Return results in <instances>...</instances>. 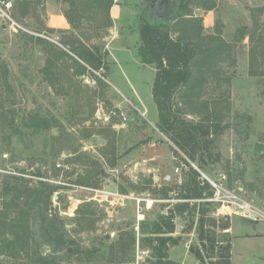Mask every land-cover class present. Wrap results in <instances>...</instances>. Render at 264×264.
<instances>
[{"label": "rangeland", "instance_id": "obj_1", "mask_svg": "<svg viewBox=\"0 0 264 264\" xmlns=\"http://www.w3.org/2000/svg\"><path fill=\"white\" fill-rule=\"evenodd\" d=\"M10 1L13 3L10 13L22 28L13 29L0 16V186L4 173L20 171L42 174V177L26 174L32 177L30 185L42 179L64 186L53 194L52 206L57 217L64 221L65 237L73 243L54 249L37 231L30 242L36 253L28 256L24 252L19 256L0 253V262L35 264L39 255L54 257V264H133L137 260L138 264H156L155 253L148 245L150 240L145 236L159 213L171 212L168 209L179 202L193 207L191 213L185 210L176 214L174 232L161 234L172 236L167 259L175 264H199L197 250L204 264H212L219 254L217 245L247 232H264V219L219 212L220 202L209 200L214 187L207 180L209 186L202 194L211 192L210 195L178 197L179 185L187 180L193 167L200 180L206 175L225 194L236 195L264 213V52L260 44L264 40V0H214L215 7L210 10L192 6V15L202 18L204 34L218 27L220 36L234 45L218 69L220 78L229 80L215 82L212 78L204 84V99L224 98L227 100L224 104L229 106L228 117L221 123L224 128L213 136L211 156L208 152L202 154L204 168L198 166L197 157V161L191 160L156 125L157 109L151 91L155 69L142 63L137 55L140 44L137 26L141 15L150 21L164 19L146 11L141 13L145 0H114L120 7V15L116 20L111 17L110 27L100 26L94 31L93 22L81 19L78 29L71 30L69 24L68 29L55 28L52 32L46 24L48 11L63 14L67 4L61 0H34L30 12L21 17L15 10L16 0ZM244 27L245 37L240 38L239 32ZM114 33L117 37L109 52L105 44ZM73 34L98 47L102 66L97 70L88 66V72L76 79L70 68L73 61L65 59L52 69L56 76L52 84L43 71L49 52L35 37L64 48L59 41ZM126 48L129 50L120 52ZM251 55L253 62L249 66ZM32 115L46 117L58 127L35 131L25 125ZM185 116L198 120L196 114ZM88 130L95 133L83 137ZM82 152L104 164L106 176L99 180L98 186L75 184L86 167L69 158ZM111 157L116 158L113 168L105 161ZM177 166L181 183H176V176L170 182L164 181L163 176L173 174ZM164 186L172 189L169 198L161 194ZM85 202L90 203L95 214L79 221L75 210ZM1 205L0 194V208ZM201 207L205 209L203 228L209 230L204 233L210 234L216 245L213 250L211 241H203L205 246L200 244ZM226 226L230 229L222 228ZM124 234L134 236L135 241L121 251L117 239ZM258 247L262 249L261 245ZM243 253L246 258L240 263L233 259V264H264L248 255L247 250Z\"/></svg>", "mask_w": 264, "mask_h": 264}, {"label": "trees", "instance_id": "obj_2", "mask_svg": "<svg viewBox=\"0 0 264 264\" xmlns=\"http://www.w3.org/2000/svg\"><path fill=\"white\" fill-rule=\"evenodd\" d=\"M33 1L16 0L15 10L21 17H24L30 12V5ZM61 2L67 4L63 14L70 24L71 30L80 28L82 20L93 22L91 28L94 31L100 26L110 27L113 24L110 8L114 4V0H61ZM194 5L210 10L215 7V1L178 0L173 17L158 22L150 21L145 15H141L137 26L140 40L137 55L142 63L149 64L155 69L151 91L157 109L156 125L158 129L164 132L174 145L187 154L191 160H196L197 157L198 166L204 168L205 161L202 154L208 152V155L211 156L210 148L214 144L213 136L224 128L225 125L222 126L221 123L229 114V106L224 104L227 101L224 98H203L206 91L204 84L212 78L215 82L229 80L228 77L220 78L218 69L220 62L229 56L234 45L220 36L221 29L218 27L214 32L204 34L202 18L192 15V6ZM47 29L50 32L55 30L51 27ZM245 29L244 27L240 30V38L245 37ZM80 37L78 34L63 37L59 43L64 48L48 42L43 37H35L37 43L44 44L49 52L43 71L52 84L56 77L54 76L55 71L52 69L57 68L65 59L73 61L70 68H72L76 79L78 75L88 72V66L96 70L102 66V56L97 52L98 47L88 45ZM260 44L264 52V40L261 39ZM252 62L253 55L249 59V66ZM186 114H196L198 120L187 118ZM25 125L35 131L47 130L53 126L58 127L56 122L37 115L29 116ZM94 133L88 130L83 133V137H91ZM172 150L177 154L174 147ZM105 155V151L102 150V156ZM69 159L79 161L86 167L84 174L79 175L75 180V184L95 187L100 184L99 180L106 176L104 164L98 158H89L82 152L78 155L74 154ZM115 160V157H111L105 161L108 166L113 168L116 164ZM17 174L4 173L1 181L0 253H7L10 256H19L22 252L27 256L31 252L35 251L34 253H36L35 247L30 248V242L34 239L37 231L43 241L53 245L54 249L73 243L72 239L65 237L66 232L62 226L64 221L57 217L52 206L53 194L64 186L48 183L42 179H38L37 184L30 185L32 177H27L26 174L42 177L40 172L20 171ZM201 181H203L202 185H200ZM132 186L136 188L135 185ZM179 186L181 193L178 194V197L183 199L206 197L211 194V192L202 194L209 185L206 180H200L198 172L193 167H190L187 180ZM171 191L172 189L167 186L161 188L164 198H169ZM192 208L187 202L176 203L171 212L159 213L157 219L150 224L149 234L147 233L145 237H148V241L150 240L148 245L155 253L156 264H175L172 260L167 259L168 241L172 239V236L161 234L174 232L173 218L175 215L182 214L185 210H189L191 213ZM200 211L202 212L199 222L200 244L205 246L203 241H211L210 248L213 250L216 246L214 241L212 242L213 237L211 238L210 234H205L204 231L209 230L203 228L205 209L201 207ZM75 212L76 219L79 221L95 214V210L91 208L89 202L81 204ZM143 226L147 228L149 224ZM153 233L157 234L156 238L153 237ZM134 241V236L127 234L121 235L117 239L121 251L133 246ZM217 248L219 254L216 255V260L212 264H231L230 242L221 243L217 245ZM38 256L35 258L37 260L35 264H54L56 262L52 256ZM195 256L200 261L199 264H204L199 250L195 252ZM0 264L5 263L0 262Z\"/></svg>", "mask_w": 264, "mask_h": 264}, {"label": "built area", "instance_id": "obj_3", "mask_svg": "<svg viewBox=\"0 0 264 264\" xmlns=\"http://www.w3.org/2000/svg\"><path fill=\"white\" fill-rule=\"evenodd\" d=\"M12 2L10 0H0V16L8 21V24L15 28H22L21 25L17 23V21L12 17L10 10L12 9ZM177 177L176 183H181V172L180 168L177 166L173 169V174L168 173L163 176V180L170 182L172 179ZM202 180H207L212 187H214L213 197L209 198V200H214L220 202L218 207V211L221 213H235L240 215L241 217L252 219V220H260L264 219V213L261 212L258 208L254 207L250 203L240 199L236 195H227L224 193L223 189L219 187L215 182L210 180L206 175H202ZM174 181V180H173ZM87 188V187H84ZM87 189H90L89 187ZM174 199H170L172 201ZM180 200V199H179ZM133 264H138V260L133 262Z\"/></svg>", "mask_w": 264, "mask_h": 264}, {"label": "crops", "instance_id": "obj_4", "mask_svg": "<svg viewBox=\"0 0 264 264\" xmlns=\"http://www.w3.org/2000/svg\"><path fill=\"white\" fill-rule=\"evenodd\" d=\"M119 15H120V7L116 3H114L110 8V16L116 20ZM46 24L48 27L57 28V29L59 28L68 29L69 28V23L67 19L65 18V16L61 12H57L53 10L48 11V17H47ZM116 37H117L116 33H114L111 39L108 40L109 42H106L105 47L107 49H109L112 41L115 40ZM128 50L129 49L126 48V49L121 50L120 52L125 53ZM108 51L110 52V49ZM116 62H117V65L119 66L120 65L119 61L116 60ZM227 229H230V227ZM244 241H246V243ZM249 241H251L252 243H250ZM230 244H231V247H230L231 264H233V259L235 260V262H238V263H240L243 259H245L246 255H244L243 253L245 250L248 251L249 253L248 255L259 258L261 262L264 261V232L262 234H258L256 232H253V233L247 232L243 236H233L231 238ZM258 245H261L262 249L259 248ZM235 249H236V252H234ZM234 255H236V258H234Z\"/></svg>", "mask_w": 264, "mask_h": 264}, {"label": "water", "instance_id": "obj_5", "mask_svg": "<svg viewBox=\"0 0 264 264\" xmlns=\"http://www.w3.org/2000/svg\"><path fill=\"white\" fill-rule=\"evenodd\" d=\"M146 4L144 7L145 11H148L151 8V15L158 16L162 19L168 20L173 17L175 12L177 1L178 0H145ZM98 142L102 143L101 139H98ZM119 202H122L123 199L121 196H118ZM171 211V209L169 210Z\"/></svg>", "mask_w": 264, "mask_h": 264}, {"label": "flooded vegetation", "instance_id": "obj_6", "mask_svg": "<svg viewBox=\"0 0 264 264\" xmlns=\"http://www.w3.org/2000/svg\"><path fill=\"white\" fill-rule=\"evenodd\" d=\"M145 4H146V1H145ZM144 7H145V5H144ZM144 7H143V9H142L141 13H144V11H145V10H144ZM146 12H149V13H150V12H151V8H149V10H148V11H146ZM150 14H151V13H150Z\"/></svg>", "mask_w": 264, "mask_h": 264}]
</instances>
